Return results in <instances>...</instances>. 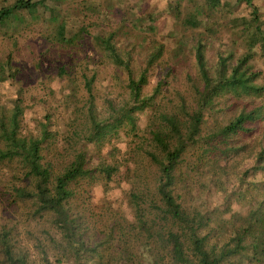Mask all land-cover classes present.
Returning a JSON list of instances; mask_svg holds the SVG:
<instances>
[{
  "label": "rangeland",
  "instance_id": "rangeland-1",
  "mask_svg": "<svg viewBox=\"0 0 264 264\" xmlns=\"http://www.w3.org/2000/svg\"><path fill=\"white\" fill-rule=\"evenodd\" d=\"M253 3L258 10L259 33L252 7L245 0H218L214 6L207 0H41L33 9L17 11L0 26V111L9 110L21 97L26 106L25 125L35 134L44 116L51 115L50 129L59 134L49 150L59 161H66L78 149L88 152L95 162L99 158L96 155H107L116 146L127 154L149 137V111L176 113L187 119V111L202 107L196 62V49L202 43L214 75L221 56L232 64L248 56L254 83L263 88L256 95L228 93L216 98L214 107L205 109L204 135L227 124L242 110L261 106L263 118L255 124L253 134L238 140L239 145L249 143L250 150L260 151L264 148V0ZM104 38L111 39L135 75L146 67L149 55L163 46V55L149 70L144 92L153 93L160 82L162 86L156 98L159 112L153 106L140 113L136 134L128 135L123 128L118 138L100 149L85 138L89 100L104 116L109 100L116 105L123 103L129 90V72L114 64L101 41ZM88 80H93L91 94ZM154 120L159 121L158 116ZM197 151L194 146L190 148L189 161H196ZM231 154L221 159L223 169L209 162L199 173L192 171L195 182L188 199L211 218L203 234L209 235L210 243L221 245L229 241L235 225L248 216L250 206L264 197V169L255 172V162L245 152ZM128 159L131 168L134 162ZM247 169L250 173L242 180L239 175ZM2 170L0 187L12 183L8 167ZM130 189V178L112 182L106 191L99 184L89 189L86 196L95 223L93 232L104 230L107 234L109 229L99 222L110 221L118 213L132 219L127 197ZM15 205L0 208V218L18 223L21 237H27V230L34 228L36 233L41 228L55 232L48 220L38 224ZM33 243L29 240L27 244Z\"/></svg>",
  "mask_w": 264,
  "mask_h": 264
},
{
  "label": "trees",
  "instance_id": "trees-1",
  "mask_svg": "<svg viewBox=\"0 0 264 264\" xmlns=\"http://www.w3.org/2000/svg\"><path fill=\"white\" fill-rule=\"evenodd\" d=\"M207 1L211 6L218 3ZM245 1L252 7L256 25L257 7L253 0ZM39 3V0H17L0 9V26L17 11L34 8ZM255 30L261 31L259 25ZM101 41L114 64L129 72V90L123 103L116 105L109 100L104 116L95 111L93 100H89L85 138L100 149L118 138L123 128L128 135L136 134L138 115L153 106L158 110L156 98L162 83L151 94L144 90L149 84L150 68L163 55V46L157 47L149 55L146 67L135 75L111 39ZM248 60L245 56L232 64L228 57L221 56L214 75L200 43L196 62L202 82L198 91L202 107L187 111V119L176 113L149 111L152 129L142 146L130 149L127 154L116 146L107 155H96L97 162L84 149L73 151L64 162L56 154L51 155L50 146L59 134L50 129L52 116H44L38 133L30 132L25 125L26 106L21 97L9 110H1L0 174L8 167L12 183L0 187V208L18 204L25 217H33L38 224L45 218L55 232L41 228L36 233L34 228L27 230V237H21L18 223L2 216L0 264H264V197L250 206L248 216L235 225L229 241L222 245L209 242V235L203 231L210 226L211 218L188 200L195 182L192 174L199 173L209 162L222 168L221 159L230 158L232 152L247 153L246 157L255 162V172L264 169V148L250 150L249 143H238L242 135L253 134L255 124L263 118V107L244 109L218 129L206 135L203 131L205 109L213 108L216 98L228 93L256 95L263 91L254 83L255 73L247 65ZM92 81H87L90 94ZM156 115L159 121L154 120ZM192 146L198 150L193 162L188 157ZM128 158L134 162L131 168ZM248 172L249 169L242 171L239 178L243 180ZM125 178L131 180L127 197L132 219L118 213L110 221L99 222L109 229L107 234L104 230L93 232L95 223L90 218L92 209L86 196L89 189L99 184L106 191L112 182ZM256 184L260 185L258 180ZM29 240L34 242L31 247L27 244Z\"/></svg>",
  "mask_w": 264,
  "mask_h": 264
},
{
  "label": "crops",
  "instance_id": "crops-1",
  "mask_svg": "<svg viewBox=\"0 0 264 264\" xmlns=\"http://www.w3.org/2000/svg\"><path fill=\"white\" fill-rule=\"evenodd\" d=\"M16 1L17 0H0V9H2L6 6H10V5L14 4ZM40 2H41V0H40ZM31 9H33V8H31Z\"/></svg>",
  "mask_w": 264,
  "mask_h": 264
}]
</instances>
